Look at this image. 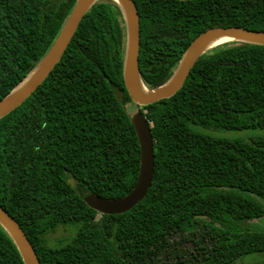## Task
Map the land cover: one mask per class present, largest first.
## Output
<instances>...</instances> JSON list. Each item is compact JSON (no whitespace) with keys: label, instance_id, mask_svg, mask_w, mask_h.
<instances>
[{"label":"trees","instance_id":"obj_1","mask_svg":"<svg viewBox=\"0 0 264 264\" xmlns=\"http://www.w3.org/2000/svg\"><path fill=\"white\" fill-rule=\"evenodd\" d=\"M139 72L156 88L190 42L213 27L264 31V0H133ZM76 0H0V100L38 64ZM126 24L112 0L85 13L60 61L0 118V206L40 264H160L174 235H195L176 264H234L264 254V45L231 42L201 55L170 98L141 106L154 144L145 197L121 214L83 201L133 188L140 148L123 81ZM116 93H121L118 100ZM70 179L74 185L70 184ZM72 232L57 245L48 235ZM0 264H23L0 226ZM250 264H264L255 262Z\"/></svg>","mask_w":264,"mask_h":264},{"label":"water","instance_id":"obj_2","mask_svg":"<svg viewBox=\"0 0 264 264\" xmlns=\"http://www.w3.org/2000/svg\"><path fill=\"white\" fill-rule=\"evenodd\" d=\"M97 1L98 0H76L58 35L42 59L7 96L0 100V118L9 114L22 104V102L45 80L55 65L60 61L81 19ZM112 1L119 6L126 24L127 40L122 71L124 85L131 101L140 107L173 96L184 84L186 77L197 59L211 49L218 47L215 46L205 50L206 44L213 37L221 36L231 39L232 42L264 45V31L249 30L234 26L207 29L190 42L171 77L162 85L149 89L143 83L139 72L140 21L136 5L133 0ZM227 43L231 42H225L223 44ZM32 73L34 74L28 84L19 92L13 93ZM139 84L149 90L145 96L138 93L137 88ZM116 97L118 100H121L122 94L116 93ZM131 124L136 133L140 148V165L135 184L129 193L120 198H104L94 193L84 195L83 201L87 206L100 214H121L130 210L145 197L151 185L154 175V144L149 122L140 108L131 116ZM70 184L74 185L72 179H70ZM0 226L11 237L23 264H40L33 246L18 222L1 206Z\"/></svg>","mask_w":264,"mask_h":264},{"label":"rangeland","instance_id":"obj_3","mask_svg":"<svg viewBox=\"0 0 264 264\" xmlns=\"http://www.w3.org/2000/svg\"><path fill=\"white\" fill-rule=\"evenodd\" d=\"M126 110L130 114H134L135 111L140 108L134 102L130 101L126 104ZM259 134H264L261 130L254 131H240V132H227L223 134L228 137H239L247 138ZM256 229H264V216L255 221L254 226ZM72 231L68 228L59 227L54 233L48 235L50 245H57L59 241L64 240L65 237L70 234ZM200 230H197L195 235L183 234V235H174L171 240V246L167 251L166 260L160 264H176L180 261L177 256H181V260H188L192 254H196L197 245L199 241ZM264 254H252L242 257L237 260L234 264H250L255 262H263Z\"/></svg>","mask_w":264,"mask_h":264},{"label":"bare ground","instance_id":"obj_4","mask_svg":"<svg viewBox=\"0 0 264 264\" xmlns=\"http://www.w3.org/2000/svg\"><path fill=\"white\" fill-rule=\"evenodd\" d=\"M225 42H232L231 39H228V38H225V37H221V36H216V37H213L205 46V50L207 49H210V48H213L215 46H219ZM34 73H32L31 75H29V77L24 80L16 89L13 93H17L19 92L20 90H22L29 82V80L32 78ZM138 93L142 96H145L149 90L145 87H143L141 84H139L138 88Z\"/></svg>","mask_w":264,"mask_h":264}]
</instances>
